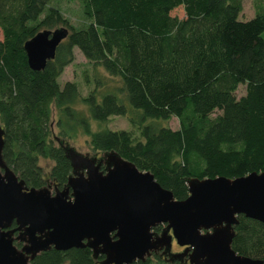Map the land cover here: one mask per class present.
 Segmentation results:
<instances>
[{
  "label": "trees",
  "instance_id": "1",
  "mask_svg": "<svg viewBox=\"0 0 264 264\" xmlns=\"http://www.w3.org/2000/svg\"><path fill=\"white\" fill-rule=\"evenodd\" d=\"M48 1L0 0L1 153L25 184L60 187L71 171L50 136L52 107L60 133L79 126L93 152L114 149L149 170L175 198L187 195V176L235 177L264 168V6L239 19L241 0H76L87 21L64 25L68 32L54 56L36 70L27 64L24 40L67 24L56 7H45ZM179 5L183 16L170 14ZM73 46L117 76L119 85L100 91L97 83L83 95L75 81L60 85L57 76L72 60ZM128 105L137 110L136 119L129 118L136 133L90 129L89 119L125 114ZM170 115L177 128L145 121ZM41 160L51 163L44 169ZM237 219L232 248L264 264V223L243 214ZM63 261L93 264L87 246L50 247L29 264ZM128 264L163 261L154 254Z\"/></svg>",
  "mask_w": 264,
  "mask_h": 264
},
{
  "label": "water",
  "instance_id": "2",
  "mask_svg": "<svg viewBox=\"0 0 264 264\" xmlns=\"http://www.w3.org/2000/svg\"><path fill=\"white\" fill-rule=\"evenodd\" d=\"M67 32L65 26L41 28L25 39L28 66L42 69ZM54 139L71 171L50 191L46 184H25L6 164L0 123V264H27L40 251L72 246L103 254L99 264H128L152 252L168 261L185 255L184 264H263L236 252L231 239L238 214L264 223V168L235 177L187 176V195L175 198L114 149L88 154ZM172 238L181 251L170 250Z\"/></svg>",
  "mask_w": 264,
  "mask_h": 264
},
{
  "label": "rangeland",
  "instance_id": "3",
  "mask_svg": "<svg viewBox=\"0 0 264 264\" xmlns=\"http://www.w3.org/2000/svg\"><path fill=\"white\" fill-rule=\"evenodd\" d=\"M47 6L56 7L59 10L61 16L67 22V24L57 22L55 26H52L53 28L64 25L66 27H68L67 25L77 26L87 21V18L81 12L79 2L76 0H49L46 3L45 7ZM262 6H264V0H241V10L238 14V18L246 19L251 17L254 14L255 10L259 9ZM42 14L43 13L40 14V17L42 16ZM170 14L175 15L177 17L183 16L184 12L181 5L172 8L170 10ZM72 54V60H70L66 65L62 67V70L57 76V81L60 85L65 80L75 81L81 95L85 94L92 86H95L97 83H99L97 87L100 91L114 89L119 85V79L117 78V76L109 75L107 71H105L100 65L93 64L91 61L87 60L76 46L72 47ZM243 87V84H240L237 87L235 94L239 95L243 91ZM76 105L84 107V105L81 104L79 101ZM213 112L217 111L215 110ZM136 114L137 110L128 105V109L125 114H111L103 121L89 119V126L91 130L99 128L127 129L132 131L133 133H136V125L130 122L129 120V118L132 116L134 119H136ZM58 115L59 114L56 112V109L52 107L48 126L50 129V136L52 137L54 143H57L54 139V136L58 135V137L66 140L77 150L92 154L93 151L91 150L88 144L89 135L86 134L83 130H81L79 126H75L74 128L64 127V133H60L61 127L57 124L56 121ZM145 121L152 122L155 124L168 125L170 128H177L178 126V119L175 115H170L166 119L148 117L145 119ZM50 163V161L41 160L39 164H41V166L45 169ZM48 187L52 190L51 185ZM158 229L156 231H158ZM182 249L183 246L177 244L172 238L170 250L181 251ZM149 256L150 258H152L154 254H150ZM161 259L163 261V264H171L172 262H174V260L168 261L163 257ZM62 264H65V262H63Z\"/></svg>",
  "mask_w": 264,
  "mask_h": 264
},
{
  "label": "flooded vegetation",
  "instance_id": "4",
  "mask_svg": "<svg viewBox=\"0 0 264 264\" xmlns=\"http://www.w3.org/2000/svg\"><path fill=\"white\" fill-rule=\"evenodd\" d=\"M93 153H94V152H93ZM46 185H47V186H50V185L52 186V190L50 189V191H53L54 188H55V186H56L55 184H50V183H49V184L47 183ZM57 187H58V186H57ZM48 188H49V187H48ZM158 225H160V224H158ZM10 227H11V226H10ZM16 233H17V230H14V231H13V234H16ZM14 240H15V239H14ZM14 240H13V242H14ZM15 244H16V243H15ZM17 246H19V245H17ZM182 246H183V245H182ZM183 247H184V246H183ZM48 249H49V248H48ZM171 251H172V250H171ZM174 252H176V251H174ZM38 253H39V252H38ZM151 254H157V255H158L159 257H161V258L163 257V256H160V254H159L158 252H156V253L153 252V253H151ZM90 255H91L92 263H93V264H99V263H98V260L101 259V258L103 257V254H101V253H99V254H97L95 257H93L92 254H91V251H90ZM163 258H164V257H163ZM181 258H182V260L174 259V262H172V263L170 262V263H171V264H174V263H175V264H176V263H177V264H184L183 261H184V259H185V255H183ZM30 260H31V259H30ZM30 260L28 261L27 264H29ZM63 262H66V261H63ZM63 262H62V263H63ZM107 264H112V263H107Z\"/></svg>",
  "mask_w": 264,
  "mask_h": 264
}]
</instances>
